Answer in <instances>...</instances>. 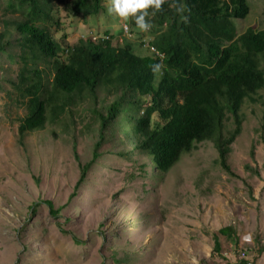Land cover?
I'll use <instances>...</instances> for the list:
<instances>
[{"label":"rangeland","instance_id":"rangeland-1","mask_svg":"<svg viewBox=\"0 0 264 264\" xmlns=\"http://www.w3.org/2000/svg\"><path fill=\"white\" fill-rule=\"evenodd\" d=\"M247 3L250 14L234 21L237 30H263L264 0ZM100 4L104 8L108 0ZM5 7L0 0V20ZM146 12L145 21L152 16V10ZM103 13L68 20L70 31L62 44L74 45L82 36L108 29L114 31L113 45L127 39L116 37L132 17ZM137 36L142 41L146 32L132 29L128 42L133 53L150 55L139 48ZM38 65L41 70L45 64ZM20 67L13 49L1 55L0 264H229L239 260V251L251 255L250 245L235 246L224 236H218L219 251H214L212 237L232 227L233 239L239 241L264 219V92L259 93L260 103L246 102L242 108L241 133L226 160L235 177L222 170L213 145L203 142L182 155L163 178L154 180L147 168V180L131 179L132 161L114 153L119 148L131 154L130 147L125 141L103 140L101 150L111 154L101 156L78 187L79 166L91 160L97 142V116L90 105L96 110L103 105L98 101L80 106L64 115L63 123L21 137L24 99L16 105L18 92L10 84ZM44 71L50 74L49 67ZM44 201L52 203L57 216Z\"/></svg>","mask_w":264,"mask_h":264},{"label":"trees","instance_id":"trees-1","mask_svg":"<svg viewBox=\"0 0 264 264\" xmlns=\"http://www.w3.org/2000/svg\"><path fill=\"white\" fill-rule=\"evenodd\" d=\"M247 1L176 0L163 2L158 10L149 7L148 23L153 45L164 56L161 61L134 54L128 40L113 45L112 29L96 33L94 40L90 34L64 46L68 20L93 18L100 11L110 15L100 0H5L0 57L13 49L21 62L16 81L9 80L18 92L16 105L24 99L19 135L61 124L73 109L100 101L99 110L89 104L97 116V142L91 160L79 166L78 187L94 163L111 154L101 150L103 140L125 141L130 147L131 154L119 148L114 153L132 161L131 179L147 180V168L154 180L163 178L182 155L203 142L213 145L222 170L235 177L226 160L241 133L242 108L246 102L260 103L259 93L264 92V29L241 33L234 24L250 14ZM174 5L184 7L185 17L176 15ZM128 27L132 34L133 17ZM39 62L45 64L41 70ZM42 203L57 216L52 203ZM218 236L232 240L234 229L225 227L213 235L214 251H219Z\"/></svg>","mask_w":264,"mask_h":264},{"label":"clouds","instance_id":"clouds-1","mask_svg":"<svg viewBox=\"0 0 264 264\" xmlns=\"http://www.w3.org/2000/svg\"><path fill=\"white\" fill-rule=\"evenodd\" d=\"M162 2H163V0H108V5H107L108 14L115 15V16L122 18V19H125V20L131 16L134 18L136 28H139L141 31L146 32V38H144L142 41H140V39L138 37V46L140 49L146 51L150 55H144V56H140V57L152 56L154 58H158L161 61L163 60L164 56L162 54H160L157 51L156 47L153 45L154 40H153V37L151 36L150 24L148 23V20L150 18L147 19L146 21L144 19L145 15H147L146 10L149 7H152L154 9L158 10L160 8ZM174 7L178 8V12H176V15L178 17H182L183 12L180 11L181 6L180 5H174ZM121 30H122V33H121L122 37L126 36L125 38H127L125 40H128L129 38H131L132 34L130 33L128 24L126 22H124L121 25ZM91 35H92V38L94 40L96 38V34L95 35L91 34ZM107 39L108 38H106L104 40H107ZM113 39H114V37H113ZM113 39L111 41H113ZM104 40H102V41H104ZM117 42L122 44L124 41H122V39L120 38ZM154 67L159 68L160 65L157 64Z\"/></svg>","mask_w":264,"mask_h":264},{"label":"crops","instance_id":"crops-1","mask_svg":"<svg viewBox=\"0 0 264 264\" xmlns=\"http://www.w3.org/2000/svg\"><path fill=\"white\" fill-rule=\"evenodd\" d=\"M253 229H250L248 233L242 236V238L237 241V239H232L235 241V246L240 247L250 245L248 250H250L253 264H264V219L261 220V224L255 222ZM254 235V236H253ZM240 260L230 261L229 264H244Z\"/></svg>","mask_w":264,"mask_h":264},{"label":"built area","instance_id":"built-area-1","mask_svg":"<svg viewBox=\"0 0 264 264\" xmlns=\"http://www.w3.org/2000/svg\"><path fill=\"white\" fill-rule=\"evenodd\" d=\"M239 260L244 261L245 264H253V258L246 251H239Z\"/></svg>","mask_w":264,"mask_h":264}]
</instances>
